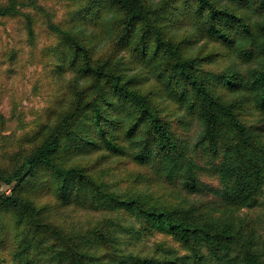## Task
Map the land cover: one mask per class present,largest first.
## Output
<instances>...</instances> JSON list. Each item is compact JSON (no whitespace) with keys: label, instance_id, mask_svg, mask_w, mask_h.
<instances>
[{"label":"trees","instance_id":"1","mask_svg":"<svg viewBox=\"0 0 264 264\" xmlns=\"http://www.w3.org/2000/svg\"><path fill=\"white\" fill-rule=\"evenodd\" d=\"M28 7L45 16L57 40L48 48L51 64L72 77L54 118L38 124L28 145L3 154L0 183L12 191H0V264H98L91 249L103 240L113 243L119 264H187L191 256L200 264L210 258L215 262L208 264H234L230 219L253 205L264 186V133L245 121L264 113V0H68L64 21L37 0L0 3V18H22L34 46ZM219 62L221 72L210 69ZM180 109L200 119L201 142L221 159V209L119 193L105 180L108 171L95 169L112 160L158 163L171 178L185 176L190 193L198 191V166L168 117ZM134 177L137 184L150 180L142 172ZM42 196L58 206L131 213L141 224L135 236L162 233L190 255L120 254L116 232L127 227L111 220L109 229L68 233L50 219ZM214 209L231 217L218 220ZM250 258L246 264H261Z\"/></svg>","mask_w":264,"mask_h":264},{"label":"rangeland","instance_id":"2","mask_svg":"<svg viewBox=\"0 0 264 264\" xmlns=\"http://www.w3.org/2000/svg\"><path fill=\"white\" fill-rule=\"evenodd\" d=\"M6 1L0 0V3ZM67 1L37 0V3L56 16V21H64ZM25 10L35 15L37 42L34 46L30 44L26 24L22 18H0V162H2L3 154L17 151L21 144L28 145L27 137L39 129V123H45L50 118H54L67 90V81L72 77L69 72L60 76L51 64L53 57L48 48L56 44L57 40L49 35L45 16L35 12L31 7ZM208 46L213 47L212 44ZM222 64L223 62H219L210 69L221 72ZM249 67L251 66L247 65L244 69ZM168 117L186 153L198 166V191L190 193L184 186L183 177L185 176L176 175L171 178L161 170L158 163L148 166H139L134 163L119 165L118 160H112L100 164L95 169L107 170L105 180L114 184L119 193L140 191L163 202L177 204L185 201L188 205L203 203L205 208L214 206L221 209L224 205L225 187L216 172L221 159H216L208 144L201 142L204 133L203 123L196 115L181 109ZM245 121L252 130L264 133V113H250ZM96 161L97 159L94 158L93 162L96 163ZM141 172L150 180H147V183L137 184V178L134 176L135 173ZM0 191L10 194L12 188L0 183ZM41 199H43L42 204L47 203L46 207L51 211L50 219L68 233L75 230L74 233L82 232L87 235L100 225H106L109 229L111 220L127 227L125 230L120 229L116 232L119 238L118 249L122 252L120 254L176 259L190 255L181 243L162 233L157 232L153 236L142 238L135 236L133 230L139 229L141 224L131 213L119 212L108 207L58 206L47 196H42ZM210 214L218 220L231 217L215 209L211 210ZM230 221L237 232L234 233L230 254L234 264H246V259L250 256V259L255 256L258 263L264 264V186L256 202L237 213L234 212ZM51 241L54 239L51 238ZM102 243L97 248L96 244L93 245L96 249H91L92 253L98 257V264H119L117 255H113V243L104 240ZM168 250L171 253H168ZM202 250L207 257H210L206 246ZM185 260L187 264L202 262H198L193 256ZM214 260L210 258L208 263H214ZM39 264L49 263L41 260ZM179 264L186 263L179 262Z\"/></svg>","mask_w":264,"mask_h":264}]
</instances>
